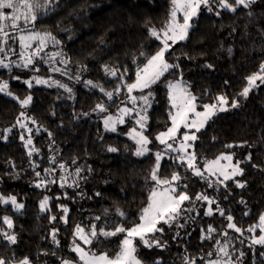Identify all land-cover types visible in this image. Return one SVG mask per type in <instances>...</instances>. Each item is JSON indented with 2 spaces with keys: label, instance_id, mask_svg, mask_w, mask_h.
Wrapping results in <instances>:
<instances>
[{
  "label": "trees",
  "instance_id": "16d2710c",
  "mask_svg": "<svg viewBox=\"0 0 264 264\" xmlns=\"http://www.w3.org/2000/svg\"><path fill=\"white\" fill-rule=\"evenodd\" d=\"M56 1V8L40 18L36 26L49 30L59 40L73 71L83 70L93 84L105 82L108 91L125 69L124 80L131 83L137 65L142 66L146 57L159 50L160 42L148 30L164 26L171 6L170 0ZM211 7V12L204 8L192 19L187 39L166 53L168 63L177 67L152 86L155 106L148 113L145 135L152 141L151 148H158L155 137L170 125L166 80L184 81L196 97L199 110L224 96L229 110L213 116L196 133L193 153L199 166L222 154L231 155L240 164L241 176L218 182V189H212L175 160L161 162L158 178L170 179L173 172L179 173L178 192L191 199L199 194L207 196L224 215H190L188 205L184 204L171 225L161 224L163 231L149 236H155L166 247L165 260L159 264H205L212 259L209 253L213 254L217 241L211 237L202 240V232L209 226L215 229V219L225 229L226 217L231 215L232 223L245 232L264 214V83L260 82L246 98L240 95L246 78L264 64V0H256L248 8L239 7L235 12L221 9L219 0H212ZM105 66L118 70V75L110 78ZM9 75L12 78L22 74L0 71L4 80ZM9 91L16 100L0 95V128L12 126L24 113L40 132L33 135V148L37 151L31 155L27 154L18 128L6 140L0 139V191L15 196L23 205L19 210L0 207V259L5 264H19L25 258L29 264H62L65 259L75 260L71 247L76 243V225L90 232L92 225L97 226V231H112L118 225L131 228L137 224L153 188L151 171L155 158L152 153L134 154L136 146L127 137L133 122L115 132L105 131L101 119L111 111L96 114V106L102 103L104 95L92 87L78 86L74 99L57 89L27 87L13 81ZM29 96L30 103L22 108L20 101ZM121 96L114 97V107L121 103ZM233 100L238 104L235 108L231 107ZM109 147L117 151L109 152ZM50 158H54V164ZM61 164L73 179L72 184L68 183L70 188L68 184L61 186L57 176H44L46 169L59 170ZM45 197L49 198L48 204L41 211ZM62 206L68 209L66 216ZM4 216L12 221L15 244L1 239ZM124 235L100 237L83 247L114 257ZM254 248V256L249 246L243 248L241 258L233 252L236 248L230 247V261L264 264V245ZM161 253L158 248L140 249L137 257L141 264H157L155 259ZM253 259L256 261L252 262Z\"/></svg>",
  "mask_w": 264,
  "mask_h": 264
},
{
  "label": "snow or ice",
  "instance_id": "6c2138e0",
  "mask_svg": "<svg viewBox=\"0 0 264 264\" xmlns=\"http://www.w3.org/2000/svg\"><path fill=\"white\" fill-rule=\"evenodd\" d=\"M255 0H233V2H229V0H219V7L223 9H227L228 11L235 12L237 8L243 7L248 8L251 3H254ZM212 0H170V10H169V18L165 23L163 29L159 32L155 28H149V34L154 37L156 40H159L163 45L159 48V50L151 55L150 57H146V62L141 66L137 65V71L135 74V80L132 83H126L124 80V75L127 73V69H125L124 75L118 77L120 83L117 84L115 92L119 94L121 87H125L127 89L129 100L133 103L135 107L137 100L143 101L145 106L150 105V97L153 96V92L150 91L152 86L157 84L161 78L164 76L166 72L170 68L177 67V65H172L168 63L166 59V53L179 41H183L187 38L189 28L191 27L190 20L198 14V10L201 6L207 8L209 12L212 11L211 7ZM47 0L45 3L41 5L40 0H0V10L11 9L12 14L7 15L5 12L0 11V34H3L4 37H7L9 33L7 32V28L10 26L12 29H19L20 32H24L25 29H20L18 21H20L21 16L25 21V25L28 23L34 22L37 20L36 11L40 8L47 9ZM178 14L183 17L182 22L178 20ZM219 15V13H217ZM10 22V25H9ZM48 40H52L54 43H59V41L55 40L51 34L45 33L41 34L38 32H29L27 35H19V43L21 49H29L32 48V41H38V46L34 49L27 57H24L23 52L21 53L22 64H18L17 67L23 66L24 68L29 67L33 64L32 57L39 56L40 52H42L47 44ZM169 41L171 43H169ZM3 43H7V40H4ZM0 52H4V48L0 47ZM143 56L144 53H141ZM135 63V61H134ZM0 66L4 68H8L9 65L4 63L3 60H0ZM38 70V69H37ZM52 71H60L58 68L51 69ZM105 71L108 75L116 77L118 70H113L105 66ZM77 80L80 78L77 76ZM247 86H245L240 93V95L247 97L249 91L253 86H256L255 82L259 80L261 83H264V64H261L260 69L257 73L246 78ZM25 83L29 84L31 87V83L25 81ZM37 84H46L48 81L37 78ZM53 84H56L59 87L65 88L66 91H71V89L67 88L65 85L60 84L58 81H52ZM86 85H90L95 88L98 85L93 84L92 81H85ZM51 86V85H49ZM166 87L168 88V100L170 102V108L174 109V114L170 111V119L171 126L167 128L166 131L160 132L156 137V141H158L164 148L161 151H157L155 153V166L151 171V179L155 182L156 187H153L148 196L147 206L141 210V214L139 216V223L134 224L131 228H125L122 225H118L112 231H106L104 228H100L97 231V226L92 225L90 232H85V229L80 225L75 226L74 238L79 239L83 245L92 244L93 240H98L100 237H104L105 239L109 237H113L120 233H125L126 235L120 241L119 251L116 253L114 257H109L107 253L96 254L91 250H85L80 244H75L72 247V251L75 252L78 257L80 264H141V261L136 256V245L134 244V238H139V240L143 243L145 247L151 248L153 246L160 247L158 239L155 236L149 238L148 234L161 232L163 229L158 228L157 224L161 221L164 223H170L175 221L177 217H179L182 209L181 204L189 200L190 197L184 192L177 191V183L181 180V175L177 172H173L170 179H160L158 178V171L160 168V162L163 159L164 155L168 152H178L180 153L178 156L174 157V159L179 162L181 165L186 163L187 169L193 171L194 175L202 176L199 168L195 166L194 161L196 160V156L194 153L189 154L187 152L188 148L192 147V144L189 141L194 142L197 139L195 133L185 132L182 134V138L179 140V147H174L173 143H169V141H177L178 133H180V129H195L196 132H199L201 128L205 126V123L212 118L216 114V111H225L224 105L228 104V100L224 96L217 97L219 104H205L203 105V111H196L195 100L196 97L193 96L185 86H183L180 82H168ZM103 91V89H101ZM145 90H149L145 93ZM134 91H139L141 95L136 97L132 95ZM0 92L11 95L8 92V83L0 82ZM104 94L108 97L109 100L113 99V92H104ZM16 99V97H13ZM31 101V97H27L20 101V106L26 107ZM237 101L233 100L231 102V107H237ZM97 109L100 112H104L106 110L104 104H98ZM189 113L193 115L190 116ZM24 113H21L23 116ZM132 115V110L125 108L119 109V114L116 117L111 115L107 116L103 123L106 130L115 132L117 130V124H124V116ZM136 117L138 119L135 120L137 127L132 128L128 135L129 138L134 140L136 144V149L134 154L136 156H144L146 153L150 152L151 149L148 147L152 141L144 135V132L147 131V116L142 114V112H136ZM194 117V118H193ZM21 129H25L26 125L24 123L19 124ZM27 131H31V129H27ZM21 140H24V136L21 135ZM32 144V139L29 137L26 141L25 146ZM226 147H232L231 145H227ZM37 151L35 148H32L31 152ZM109 152H116L117 149L115 147H109ZM227 160L229 161L228 165L221 166L220 161ZM232 156L230 155H221L217 157L216 160L210 161L205 165L204 171L208 172L210 175L214 174L215 171H220L221 174L224 175L225 179H228V174L223 171L226 167H232V174H238L242 170L239 169L237 162L236 165H231ZM60 168L63 169L64 165L61 164ZM51 170L46 169L45 172L48 173ZM79 172V169H77ZM37 177H40V173H36ZM63 180L64 177H61ZM209 185L211 186V181H209ZM40 184H37L39 187ZM63 186V185H62ZM167 186V187H165ZM239 187H243L242 184L238 185ZM48 197H45L43 201H41L40 208L41 211L46 209L48 204ZM196 200H204L208 201L209 204L214 203V201L208 200L207 196L197 195ZM0 201H3L4 204H11L15 209L19 210L23 208L22 204L17 203L15 196H9L7 199L0 197ZM63 207V206H62ZM217 210L220 212V215L223 216V210L219 209L217 206ZM63 211L66 214L68 209L63 207ZM121 216L124 214L119 213ZM206 215L211 214V209H209ZM247 215V213H246ZM55 220V217H52ZM97 220L100 217H96ZM226 219L229 221L227 227L229 229H234L236 232H241V229L236 227L234 223H232L233 217L228 215ZM4 224L8 226V228H12V221L5 216L3 218ZM259 227L260 231L264 233V214L259 217ZM255 226L248 229V231H254ZM211 226L208 229V232H213ZM226 234V233H225ZM3 235L11 244L16 243V237L8 232H4ZM53 238H55V231H53ZM219 244V241H217ZM253 244L264 245V235H260L258 238L254 237L252 239ZM219 253H223L224 256H228L229 253L227 251V244L221 246L217 249ZM212 254L209 253V256ZM243 255V253H241ZM230 259V258H229ZM0 264H5L3 259H0ZM21 264H29V260L25 258ZM63 264H70L69 261H64ZM159 264V262H157ZM194 264V262H193ZM207 264H221L220 260L209 261ZM225 264H229V262H225Z\"/></svg>",
  "mask_w": 264,
  "mask_h": 264
},
{
  "label": "rangeland",
  "instance_id": "374dc122",
  "mask_svg": "<svg viewBox=\"0 0 264 264\" xmlns=\"http://www.w3.org/2000/svg\"><path fill=\"white\" fill-rule=\"evenodd\" d=\"M40 3H41V5H43L45 3V0H40ZM47 4H48L47 9L42 7V8H40V9H38L36 11V15H37L38 18L34 22H31V23H28L27 25H25V21H24L23 17L21 16V19H20V21H18V24H19V28L20 29H25L24 32H20L19 29H12L9 26L7 28V32L9 33V35L7 37H4L3 34H0V47L4 48V52H0V60H3L4 63L9 65L8 68H4V67L0 66V71L8 72L10 74H12V72L14 71V72L22 74L20 76L19 75L13 76L12 78H10V75H9L7 77V79H5V80L0 78V82H7L8 83V92H10L9 91L10 81L21 83V84L29 87V84L25 83V81H28V82L31 83V87H41V88H45V89H57V90L65 93L70 99H74L75 93H76V88L78 86H80V85H83L85 88H90L91 87L90 85H86L85 84V81H90V80L87 77H85V73L83 72V70H77V71H73L72 70L71 64L69 63V61H68V59H67V57L65 55V52H64L60 42L57 44V43H54L52 40H48L44 50L42 52H40L39 56L32 57V59H33V64L32 65H30L27 68H24L23 66L17 67L18 64H22L21 53L23 52L24 57H27L38 46V41H32L31 42L32 48L23 49L22 50L21 47H20V43H19V35H21V34L27 35L29 32H38V33H41V34L48 33V34H51V36L54 37L55 40L59 41L54 36V34L52 32H50L49 30L38 28L36 26V23H37V21L40 18L44 17V15H46L47 13L51 12L58 5L56 0H47ZM204 8L205 7L201 6V8L198 10V14L196 16H194L192 19L196 18ZM221 9H223V8H221ZM0 11L5 12L7 15H11L12 14V10L11 9H4V10H0ZM168 18H169V16H168ZM192 19L190 20V24H191ZM178 20L180 22H182V20H183V17L180 14H178ZM9 25H10V22H9ZM163 27L161 29H163ZM191 28H192V24H191V27L189 28V31L191 30ZM161 29H158L157 31L159 32ZM189 31H188V33H189ZM152 38H154V37H152ZM4 40H7L6 44L3 43ZM185 40H183V41H185ZM157 41L160 42L159 40H157ZM183 41H179V42H183ZM169 43H171V42L169 41ZM162 46L163 45L161 44V47ZM172 65H175V64H172ZM53 68H58V69H60V71H52L51 69H53ZM171 69L172 68H170L168 71H170ZM136 71H137V69H136ZM136 71H135V74H136ZM77 76L80 78L79 80L76 79ZM37 78L42 79V80H46V81H48V83H46V84H37L36 83V79ZM110 78H115V77L111 76ZM134 80H135V78H134ZM134 80H132V82ZM52 81H58L60 84H63L67 88L71 89V91L70 92L66 91L65 88H62V87L57 86L56 84H53ZM168 82H173V83L180 82L189 91V88H188L187 84L184 81H182V80H179V79L178 80H174V81L166 80L164 84L167 85ZM119 83H120V80L118 81V83L113 84L111 86V88H109V91L104 88L106 86L105 82H103L102 84H96V85H98V87H95V88L92 87L93 89H98L99 93L104 95V97L102 98L101 102H102V104L105 105V108H106L105 111H107L108 109H110V111H111V113L104 114L102 119H101V123H102L103 129L105 131H107V132H111V131L105 129V126H104V123H103L104 119L107 116H109V115H111L113 117H116L119 114V109L120 108L127 107L128 109H131L132 110V115L124 116L125 123L124 124H117L116 128H119V127H121V126H123L125 124H128L129 121H131V122H133V127H131L129 129V131H130L132 128L137 127V125L135 123V120L138 119V117H136L135 113L136 112H142V114L146 115L147 116V124H148V113L155 106V95L153 93V96L150 97V105L149 106H145L143 104V101L137 100L136 105L134 107L133 103L129 100L127 89L125 87H121V88H123V91L120 89L119 94H116L115 89H116L117 84H119ZM259 83H260V81L257 80L255 82L256 86H253L251 88V90L254 89L255 87H257L259 85ZM49 85H51V86H49ZM246 86H247V84H246ZM101 89H103V91ZM166 89L168 90L167 87H166ZM147 91H149V90H145V93ZM150 91H152V90L150 89ZM104 92H113V99L109 100L108 97L104 94ZM0 95L8 97V98H11L13 100H16V99L13 98V97H15L13 94L8 95V94H5L3 92H0ZM120 95H122L121 96L122 97L121 98V103L118 106L114 107V104H113L114 103L113 102L114 101V97L119 98ZM132 95H134L136 97H139L141 95V93L139 91H134L132 93ZM166 102H167V105H168V118H169V122H170V125H169V127H170L171 126V119H170L169 113L171 111L174 114L175 110L170 108V102L168 100V92H167V95H166ZM195 104H196V102H195ZM215 104H219L218 100L215 102ZM223 107H225V109H226L225 111H228L229 108H230L228 105H224ZM203 110H204L203 108L201 110L196 108V111H198V112H202ZM225 111H216L215 115H217L219 113H222V112H225ZM95 112H96V114L97 113H104V112H100L97 109V106H96V111ZM189 115L192 116L193 114L189 113ZM21 122L26 125L25 129H21L20 128L19 124ZM207 122L205 123V125L207 124ZM134 124H135V126H134ZM15 128L19 129L20 137H21V135L24 136L25 139L22 140L23 143H24V146L26 144L27 139L29 137H31L32 144L28 145L27 147L25 146L27 154H29L31 149L33 148V135L34 134H38L40 132L39 128L36 127V124L28 116H26L25 114L23 116H21V114H20V116H19L18 120L15 122V124H13L12 126L5 127V128H0V139L1 140H6L7 136L11 135L14 132ZM203 128H201V129H203ZM27 129H31V131L29 132V131H27ZM166 130H164V131H166ZM129 131L127 132V137H128L129 140H131L135 144L134 140L129 138V135H128ZM185 132L195 133V135L197 133L194 128L193 129L181 128L180 129V133H178V136H177V141H175V142L174 141H169V143H173L174 147L178 148L179 147V140L182 138V134L185 133ZM144 135H145V132H144ZM189 143L192 144V147L188 148L187 152L189 154H192L193 153V143L194 142L189 141ZM158 145H159L158 148H153L152 149L151 145L149 144L148 147L151 149V151L146 153L145 155H148V154L152 153L154 158H155V153L157 151H161L164 148V146L161 145L159 142H158ZM135 146H136V144H135ZM50 152H52V149H50ZM34 153L35 152H31V154H34ZM179 154L180 153H178V152H168V153H166L164 155V157L161 160V162L162 161H167V160H175L174 157L178 156ZM223 155H228V154H223ZM216 159H213V160H216ZM213 160H210V161H213ZM50 161H51V164H54V158H50ZM210 161H207L206 163H204L203 166H199L198 163L196 162V160L194 161L195 166L200 169L203 177H206V179L202 178V176L194 175L193 171L190 170V169H189V171L191 172V174L193 176L201 177V179L204 180L207 183V185L210 188H212V189H218V187H217L218 186V182L222 183V182H225V181H231V180L237 179V178H239L241 176V172L238 173V174L233 175L232 174V167H226V168L223 169V171L228 174V177H229L228 179H225L224 175L221 174L220 171H215L214 174L210 175L208 172L204 171L205 165L208 162H210ZM161 162H160V164H161ZM177 163L179 165H181L179 162H177ZM228 164H229V161H227V160H221L220 161V165L221 166L228 165ZM236 164H237V162H235L232 159L231 165H236ZM154 166H155V163H154ZM182 166L187 168V164L186 163L182 164ZM238 167L241 170L240 164H238ZM58 169L59 170L52 169V171H50L48 173H45L44 176H47L48 179L53 178V176H57V181L59 182V184H61V186L62 185L65 186L68 183L72 184V181H70V179H72V177L69 176V173H68L67 169H65V167L63 169H61L59 165H58ZM157 175H158V173H157ZM61 177H64V179L62 180ZM209 181H211V186L209 185ZM152 182H153V187H156L155 182L153 180H152ZM176 183L178 185L177 188H179L180 182L178 181ZM9 184H10V182H9ZM69 184L67 185L68 188H70ZM165 187H167V186H165ZM199 195H201V194H199ZM9 196L10 195H3L1 193V191H0V197H3L4 199H7ZM208 200L214 201L213 199H210V198H208ZM17 203H19V202L17 201ZM184 204L188 205V213L190 215L192 214L194 216H205V217L206 216L207 217L213 216L214 214L220 215V212L217 210V206L214 203L209 204L208 201H204V200L198 201V200H196V197L193 198V199L190 198L189 200L184 201L181 204V209L182 210H183ZM6 206H12L14 208V206L11 204V202H9L8 204H4L3 201H0V207L1 208L2 207H6ZM209 209H211V214L210 215H206L205 213ZM66 215H67V213L65 214V216ZM4 217H2V223L4 225V230L1 231V239L9 242L5 238L3 233L4 232H8V233L12 234L11 231H12L13 226H12V228H8V226L6 224H4V222H3V218ZM186 218L187 217H185V219ZM216 221H219V226L216 225L217 224ZM173 222L174 221H172L170 223H164L163 221H161L159 224H157V227L159 228V226L161 224L171 225ZM228 223H229V221H228ZM213 226L215 227V231H213L211 233L208 232V229L210 227L209 226L207 228V230L202 232V240H206V239L208 240L211 237V239H215L216 241H219V244L216 243V246H215V248L213 250L212 259L209 260V261L220 260L221 264H225V262H229V264H241L240 262H236V263L231 262L230 259H229L231 256H229V255L228 256H224L223 253H219L217 251V249H219L221 246H223L225 244H227L228 253H230L229 252L230 247H233V249L236 248V251H233V252L235 253V255H237V253H238L239 257H241V258L244 256V254L241 255V253H242L241 251H242L243 248H247L249 246V248H251V249H249V251L252 254V256H254V253H255V248L254 247L263 246V245L253 244L252 243V239L254 237L258 238L260 235H264V233H262L260 231L259 220H258L257 224L253 225V226H255V230L254 231H248L247 230V231L243 232L241 230V232H236L234 229H229L228 227H226L224 229V227H221V226H223V223H220V220H217V219H215L213 221ZM253 226H251V227H253ZM255 231H258L259 233L255 234ZM151 234H153V233L148 234V236H150ZM75 241H76V243H74L72 245V247L75 244H80L82 247L83 246H88V245H83L82 242L79 239H75ZM134 244L136 245V249H137L136 256H137V253L140 251V249L150 251L153 248H158L160 251H162V253H161V255L159 257H157L155 259V261L159 262V263H163L164 262L167 251H166V247L161 245L160 243H159L161 245L160 247L153 246L151 248H148V247H145L143 245V243L137 237V238H134ZM72 247H71V249H72ZM119 248H120V245H119ZM72 253H73V256L75 257V260L65 259L64 261H69L70 264H80L78 255L75 252H73V251H72ZM233 259H234V257H233ZM209 261H207V262H209ZM255 261H256L255 259L252 260V262H255ZM63 262H62V264H63ZM207 262L205 264H207ZM19 264H21V263H19ZM188 264H193V263H188Z\"/></svg>",
  "mask_w": 264,
  "mask_h": 264
}]
</instances>
